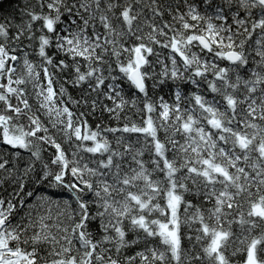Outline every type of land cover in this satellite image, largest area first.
Wrapping results in <instances>:
<instances>
[{
	"label": "snow or ice",
	"instance_id": "obj_1",
	"mask_svg": "<svg viewBox=\"0 0 264 264\" xmlns=\"http://www.w3.org/2000/svg\"><path fill=\"white\" fill-rule=\"evenodd\" d=\"M0 264H264V0H0Z\"/></svg>",
	"mask_w": 264,
	"mask_h": 264
},
{
	"label": "trees",
	"instance_id": "obj_2",
	"mask_svg": "<svg viewBox=\"0 0 264 264\" xmlns=\"http://www.w3.org/2000/svg\"><path fill=\"white\" fill-rule=\"evenodd\" d=\"M10 2H14V0H10Z\"/></svg>",
	"mask_w": 264,
	"mask_h": 264
}]
</instances>
